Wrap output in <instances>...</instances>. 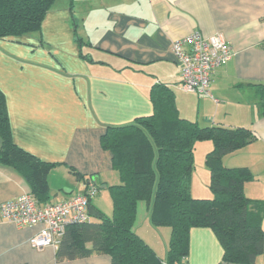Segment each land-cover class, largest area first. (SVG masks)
<instances>
[{
    "label": "crops",
    "instance_id": "crops-1",
    "mask_svg": "<svg viewBox=\"0 0 264 264\" xmlns=\"http://www.w3.org/2000/svg\"><path fill=\"white\" fill-rule=\"evenodd\" d=\"M104 1L77 8L74 0L56 3L39 32L0 40V91L13 141L55 164L47 175L50 200L46 204L84 194L91 185L86 188L82 176H92L103 186L118 184L111 154L101 147L100 138L109 126L151 115L149 90L155 83L174 89L184 118L254 131L256 140L222 161L227 167L249 168L254 179L243 192L264 202V115L254 90L238 86L264 82V0ZM195 31L204 37L220 34L233 52L213 73L208 89L213 98L186 92L181 86L172 45ZM76 38L90 46L79 47ZM80 53L94 62L83 60ZM211 148L210 141L195 145L190 190L196 198L211 197L203 163ZM28 193L21 175L0 164V203ZM109 199L108 204L100 196L89 202L97 214L90 221H98L99 214L111 216ZM148 215L149 205L139 203L133 229L164 257L170 230L158 239L160 228L151 227ZM261 229L264 233V211ZM40 230V225L17 227L0 216V264H110L105 254L57 261L55 247L31 246L30 240ZM222 254L210 229L190 231L187 264H219ZM254 264H264V238L262 254Z\"/></svg>",
    "mask_w": 264,
    "mask_h": 264
},
{
    "label": "trees",
    "instance_id": "trees-1",
    "mask_svg": "<svg viewBox=\"0 0 264 264\" xmlns=\"http://www.w3.org/2000/svg\"><path fill=\"white\" fill-rule=\"evenodd\" d=\"M57 1L0 0V40L39 32L46 14ZM76 41L79 47L90 46L79 38ZM80 57L94 62L88 55L80 53ZM238 86L254 90L264 115V82ZM208 89L205 94L189 93L213 98ZM149 100L151 115L138 117L127 125L109 126L100 138L101 147L111 154L118 184L103 186L91 179L92 176L81 177L86 188L91 185L97 193L103 188L108 190L111 216L99 214L96 222L88 219L68 226L56 247V260L105 254L110 257V264H187L190 231L207 228L223 250L219 264H254L263 251L264 202L247 198L243 192L244 185L254 179L251 170L227 167L222 159L256 140V134L249 128L201 125L182 117L176 106L174 89L163 83L150 87ZM202 141L212 144L204 157L209 172L210 198H196L190 190L195 145ZM0 164L21 175L38 205L49 202L47 175L55 164L38 159L14 143L1 91ZM88 200L90 202L92 197ZM142 202L149 205L151 227L170 230L164 257L133 229L138 204Z\"/></svg>",
    "mask_w": 264,
    "mask_h": 264
},
{
    "label": "built area",
    "instance_id": "built-area-1",
    "mask_svg": "<svg viewBox=\"0 0 264 264\" xmlns=\"http://www.w3.org/2000/svg\"><path fill=\"white\" fill-rule=\"evenodd\" d=\"M172 51L180 65L182 87L188 92L208 93L211 77L233 56L229 45L220 34L204 37L195 31L173 42ZM97 191L90 187L82 195L57 204L38 205L31 194H25L13 201L0 203V216L17 226L40 225L39 233L30 240L33 248L57 247L70 225L89 219L88 197Z\"/></svg>",
    "mask_w": 264,
    "mask_h": 264
},
{
    "label": "rangeland",
    "instance_id": "rangeland-1",
    "mask_svg": "<svg viewBox=\"0 0 264 264\" xmlns=\"http://www.w3.org/2000/svg\"><path fill=\"white\" fill-rule=\"evenodd\" d=\"M62 1L64 2V4L65 3H69V0H58L57 4H61ZM95 2L96 3H103V2L105 3L104 0H74V5H75V8H77L78 6H81V7L86 6L89 3H94L95 4ZM203 163H204V160H203ZM197 173H200V169L199 168H198ZM102 192H104L106 195H108V190L107 189H103V190H100L95 195V197H92V199L95 200L96 198H98L100 196V198L102 197V200H101L102 203L108 204L107 200L109 199V197H108L109 195L108 196H103ZM109 205H108V207H109ZM87 213H88V208H87ZM89 219H90V215H89ZM167 229H168V227L167 228L166 227H160V236H158V239L163 238V237L165 238V236L167 234V231H168Z\"/></svg>",
    "mask_w": 264,
    "mask_h": 264
},
{
    "label": "water",
    "instance_id": "water-1",
    "mask_svg": "<svg viewBox=\"0 0 264 264\" xmlns=\"http://www.w3.org/2000/svg\"><path fill=\"white\" fill-rule=\"evenodd\" d=\"M96 183H98V179H96ZM88 214L90 216H94L96 214V213H94V209L90 205L88 206Z\"/></svg>",
    "mask_w": 264,
    "mask_h": 264
}]
</instances>
